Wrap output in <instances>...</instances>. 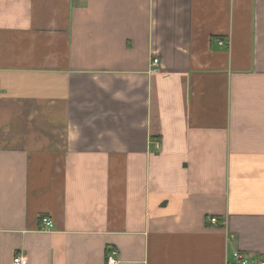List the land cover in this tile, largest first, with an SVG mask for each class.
I'll return each instance as SVG.
<instances>
[{"label":"crops","instance_id":"obj_1","mask_svg":"<svg viewBox=\"0 0 264 264\" xmlns=\"http://www.w3.org/2000/svg\"><path fill=\"white\" fill-rule=\"evenodd\" d=\"M110 249L264 256V0H0V264Z\"/></svg>","mask_w":264,"mask_h":264},{"label":"built area","instance_id":"obj_2","mask_svg":"<svg viewBox=\"0 0 264 264\" xmlns=\"http://www.w3.org/2000/svg\"><path fill=\"white\" fill-rule=\"evenodd\" d=\"M159 60L153 58L151 60V70L155 71L157 68ZM210 222L217 224L218 220L215 217L210 218ZM41 224L43 230H49L53 223L52 220L47 216L41 217ZM117 251L115 249H110L107 254V264H116ZM12 264H27V257L25 255L16 254L12 259ZM225 264H264V256H250L241 251H234L231 258L225 262Z\"/></svg>","mask_w":264,"mask_h":264}]
</instances>
